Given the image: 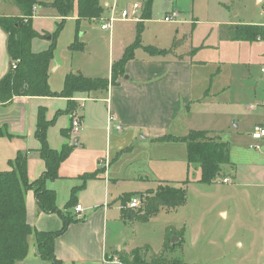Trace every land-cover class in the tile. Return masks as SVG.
<instances>
[{"label":"rangeland","instance_id":"obj_1","mask_svg":"<svg viewBox=\"0 0 264 264\" xmlns=\"http://www.w3.org/2000/svg\"><path fill=\"white\" fill-rule=\"evenodd\" d=\"M52 1L37 0L32 24L43 36L33 39V52L46 50L51 42L48 38L57 29L60 16L52 6ZM144 1L101 0L104 5L109 4L105 15L98 20L85 19L78 23L75 0L74 9L57 36L54 61L60 65L50 67L51 89L61 91L65 77L70 72L80 71L86 76L95 77L89 74L93 65L97 66L100 77H108L110 58L113 56V63L118 61L119 52L124 46L137 40L139 31L138 22L132 18H122L121 11L134 2H140L144 8ZM175 10L178 16L173 17L172 21H166L165 16ZM17 14L19 8L13 0H0V15ZM110 15L115 19L112 32L101 28ZM239 24L264 25V0H153L152 17L144 20L140 39L144 45H154L157 48V45H173L172 35L177 33L180 39L178 52H186L188 57L198 62L197 83L203 90L208 89L211 93L194 104L188 115L189 121L194 128L217 132L218 138L229 143L233 166L224 164L223 175L211 184L201 183L200 165L194 163L188 168L183 142L172 143L159 139L148 142L138 138L134 142L135 150L132 155L139 159V167L132 172L136 179L121 182L119 189L123 190L114 196L111 205L121 208L122 192L158 188L161 180L178 184L189 178L191 182L187 187L185 205L173 210L162 208L147 221L138 220L126 225L119 238L126 240L130 247L150 246L151 252L160 251L166 227L185 226V245H178V236L174 243L173 237L171 238L172 247L168 256L172 260L181 258L189 264H264L262 188L255 189L257 193L252 198L250 190L244 185L248 181L261 183L264 178L263 141L260 143L251 138L257 124L264 121V38L256 41L231 40L229 30ZM76 36L84 44V48L72 51L70 46ZM153 51L156 52L157 49L153 48ZM89 62H93L91 66ZM5 63L6 60L1 58L0 66L4 67ZM90 96L94 94L91 93ZM45 100L46 117H56V121L48 128L47 139L49 135L53 142L59 143L63 138L61 131L70 125L71 116L58 112L66 110L68 102L62 97H48ZM80 103L82 105L86 101ZM98 104L100 110L96 111V120H101L106 108L102 102ZM76 109L79 112V106ZM182 121L183 119L181 123ZM63 142L62 140L58 148ZM257 144L260 145L259 148L252 147ZM149 153L164 155L168 157L167 162L147 167L145 157ZM85 154L86 151L73 148L65 165L72 169L75 167L74 161L77 158L81 161ZM95 163H98L97 160L89 157L86 162L88 169H92ZM8 169L9 160L1 158L0 170ZM116 172L121 177H127L121 169H116ZM226 175H230L231 183L222 181ZM109 192L111 194L110 189ZM137 196L140 197L139 194ZM89 201L97 203L90 195L82 203L86 205ZM111 237H117L115 230L109 239Z\"/></svg>","mask_w":264,"mask_h":264},{"label":"crops","instance_id":"obj_2","mask_svg":"<svg viewBox=\"0 0 264 264\" xmlns=\"http://www.w3.org/2000/svg\"><path fill=\"white\" fill-rule=\"evenodd\" d=\"M105 5L109 7L108 3ZM112 29L113 25L107 30L112 32ZM172 38L173 45H157V49L172 48L171 52L161 54L150 51L149 48L156 47L144 45L141 39L142 46L137 47L134 55L126 62L125 73L117 79L116 84L110 85L107 90L81 92L74 96L79 102V114L82 117L83 129L69 142L74 144L75 149L86 151V154L81 158V161L78 158L74 161L75 167L72 169L69 168L71 166L65 165L64 161L59 170L60 177L47 182L48 187L56 190L57 205L64 211L67 210L66 204L71 199L72 189L74 187L80 189L75 195V205L69 208L70 213L77 219L55 241L56 255L64 261V264H124L118 258V253H128L143 247H130L126 240L123 241L119 238V235L124 233L126 225L133 224L135 221L129 222L122 217L123 204L121 208L118 205L110 204L114 196L119 195L123 190L119 189L123 180L136 179L132 172H135V169L139 167V159L132 156L135 150L134 142L140 137L149 142L156 141L167 134L185 136L191 129L205 130L192 127L188 115L195 103L200 102L211 93L208 92V89L203 90V87L197 83L198 62L188 57L186 52H178V46H174L175 40H180L177 33H174ZM132 44L131 42L124 46V49L119 52L118 60L124 55L126 48ZM0 52H2V54L0 53V63L1 58L6 60L5 66H0L1 80L10 67L7 34L2 29H0ZM91 63L93 62H89V66ZM109 63L111 65L108 77H111L113 56ZM55 64L56 67L60 65L56 60H53L50 67ZM96 67L93 65L89 74L100 77ZM91 93L94 96L91 97ZM46 98L48 97L17 96L8 103L0 102V127H6L12 135L11 137L0 136V161L1 158L13 159L19 151H26L28 153V174L32 180L39 177L45 168V163L37 151L40 141L35 136V129L39 107H45ZM62 98L68 102V98ZM80 101H86V103L81 105ZM98 102H102L106 108L101 120H96V111L100 110ZM110 112L117 117L118 123L122 125L120 130H116L114 124L109 126ZM257 125H264V121ZM209 131L219 137L217 132ZM252 139L260 141V143L263 141L262 145L264 146V138ZM62 140L63 144L68 141L63 136L59 143H57L58 141L53 142L48 135L50 146L56 149ZM182 142L187 156L186 142L172 141V143ZM179 148L181 149V147ZM89 157H94L98 162L92 169H88L86 164ZM145 158L147 167L166 163L168 159L164 155L156 156L153 153H149V156ZM116 169H121L127 177H121L122 175H119ZM95 171H98L97 177L88 180L82 179V175ZM224 177L231 179L230 175ZM163 181L165 180L159 181L158 184ZM231 182L232 179L230 182L224 183ZM244 185L250 190V197L254 198L257 188H262L264 197V178L261 183L248 181ZM147 190L122 192L121 199L124 203L125 196L131 193L140 195ZM89 195L97 203L93 204L89 201L83 205V200L86 201ZM26 204L28 222L37 230L54 231L62 227L63 220L58 213H46L39 210L32 190L26 192ZM78 204L82 205V211L76 210ZM168 226H175L177 229L184 228L183 234L179 236L178 245H185V226ZM113 230L117 237L109 239ZM35 240V235H30L28 255L18 264H52L51 261L39 257Z\"/></svg>","mask_w":264,"mask_h":264},{"label":"trees","instance_id":"obj_3","mask_svg":"<svg viewBox=\"0 0 264 264\" xmlns=\"http://www.w3.org/2000/svg\"><path fill=\"white\" fill-rule=\"evenodd\" d=\"M19 8L17 15H0V29L7 34V52L10 57L8 72L0 80V102L8 103L17 96L29 97H66L68 107L58 113L71 115V123L62 129V135L68 139L60 148L49 145L47 139L48 128L56 121V117H46V107L40 106L37 115L35 136L40 141L38 154L45 163L42 174L30 179L28 174V153L19 151L15 158L9 160L10 169L0 170V264H18L23 261L29 252V237L35 235L36 251L40 258L49 260L52 264H64L55 252L56 238L62 235L75 218L69 208L75 205V195L79 187L72 189L71 199L66 204V211L57 205L56 190L48 187L49 180L60 177L61 164L70 156L74 144L69 142L74 136L72 119L79 102L74 98L76 93L107 90L114 85L117 79L125 73L126 62L134 55L137 47H141L140 32L143 22L152 17L153 0L143 2L141 19L138 21L137 40L126 48L124 55L112 64L111 77H89L81 72H70L66 75L61 91H54L49 84L51 62L55 59L57 51V36L64 26V22L74 9L75 0H53L52 6L58 11L60 20L56 31L50 37L49 47L40 52H33L32 41L35 37L43 36L32 24L34 9L37 0H13ZM77 21L85 19L98 20L108 11L101 0H77ZM231 40L256 41L264 38V25L239 24L233 26L228 34ZM179 45L175 40L174 46ZM72 51L82 50L84 44L76 36L70 46ZM153 48H149L152 51ZM157 49V48H155ZM171 49H157V54L171 52ZM13 65H16L14 68ZM77 104V105H76ZM209 130L191 129L185 136L167 134L160 138L163 141H184L187 144L188 168L198 163L201 168L199 182L213 183L222 174V166L231 164L230 145L218 136L210 135ZM0 136L12 135L6 127H0ZM98 171L82 175L83 180L95 178ZM189 178L180 183L163 181L156 189H149L140 194L141 203L138 208H129L126 205L136 193H131L124 198L122 217L126 221H147L152 215L157 214L162 208L173 210L185 205L187 202V187ZM32 190L35 194L39 210L46 213H58L63 225L54 231L37 230L27 219L26 192ZM138 194V193H137ZM184 228L177 229L168 226L165 232L164 244L160 251L151 252L150 246L136 248L128 253H118V258L124 264H189L181 258L170 259L171 238L181 236ZM177 245V244H174ZM143 251V254H142ZM149 253V255H147Z\"/></svg>","mask_w":264,"mask_h":264},{"label":"built area","instance_id":"obj_4","mask_svg":"<svg viewBox=\"0 0 264 264\" xmlns=\"http://www.w3.org/2000/svg\"><path fill=\"white\" fill-rule=\"evenodd\" d=\"M111 8H112V10L114 9V7H111ZM142 9H143V5L140 2H134L129 8H124L121 11V16L124 19L132 18L136 21H139L141 19ZM177 16H178V12L173 11L169 15L165 16V20L166 21H172L173 20L172 18L173 17L176 18ZM107 20H108L107 22H105L101 25L102 29H105V30L110 29L112 27L115 19L113 18V15H110L107 18ZM13 67L15 68L16 65H13ZM262 71L264 72V68L262 69ZM251 108H254V106L251 105ZM108 119H109V126L110 127H111V124H114V127L116 130H120L122 128V125L120 123H118V121H117V117L114 114H112L111 112L109 113ZM72 126H73L74 132H76V133H79L83 129L82 117L80 116V114L77 110L74 112V116L72 119ZM251 136L254 139L264 138V125H257L255 127L254 131L252 132ZM252 147L259 148L260 146L257 144L254 146L252 145ZM223 181L224 182H230L231 179L229 177H224ZM140 203H141V198L137 195H133L128 200L127 207L138 208L140 206ZM76 210L82 211L83 210L82 205L78 204L76 206Z\"/></svg>","mask_w":264,"mask_h":264},{"label":"water","instance_id":"obj_5","mask_svg":"<svg viewBox=\"0 0 264 264\" xmlns=\"http://www.w3.org/2000/svg\"><path fill=\"white\" fill-rule=\"evenodd\" d=\"M177 240H178V237L173 236V238H172V243L176 242Z\"/></svg>","mask_w":264,"mask_h":264}]
</instances>
